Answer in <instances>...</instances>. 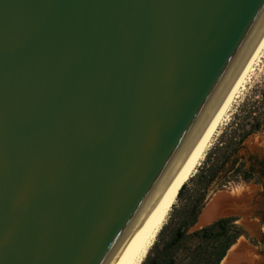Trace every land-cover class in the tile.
I'll use <instances>...</instances> for the list:
<instances>
[{"label": "water", "instance_id": "water-1", "mask_svg": "<svg viewBox=\"0 0 264 264\" xmlns=\"http://www.w3.org/2000/svg\"><path fill=\"white\" fill-rule=\"evenodd\" d=\"M263 35L264 0H0V264H122Z\"/></svg>", "mask_w": 264, "mask_h": 264}, {"label": "rangeland", "instance_id": "rangeland-1", "mask_svg": "<svg viewBox=\"0 0 264 264\" xmlns=\"http://www.w3.org/2000/svg\"><path fill=\"white\" fill-rule=\"evenodd\" d=\"M230 116L228 122L221 127L219 133L214 137L211 147L206 152L194 175L186 181L181 194L176 197L168 218L156 235L141 264H145L152 256L154 257L159 248L165 245L171 234L176 231L177 225L180 223L186 225L188 208L195 203L197 198H200L203 191L207 193L204 203L208 197L221 191L256 194L254 213L248 217L251 224L243 223V225L238 220H233L230 223L232 229L235 227L240 231L230 248L243 241L248 247L256 251L255 255H252L255 264H264V192L261 190V182L264 179H257L260 169L258 162L264 161V56ZM256 123L259 124V128L238 141ZM248 168L252 169L255 177L244 180L241 171ZM234 169H238L240 172L235 173L233 172ZM214 171L213 180L204 189L206 176L213 175ZM201 208L195 222L192 225H187V233L183 243L185 251H174L172 264H187L191 256H194V250L200 241L193 236V233L202 228L197 227Z\"/></svg>", "mask_w": 264, "mask_h": 264}, {"label": "bare ground", "instance_id": "bare-ground-1", "mask_svg": "<svg viewBox=\"0 0 264 264\" xmlns=\"http://www.w3.org/2000/svg\"><path fill=\"white\" fill-rule=\"evenodd\" d=\"M263 56L264 35L254 50L245 68L243 69L225 103L217 114L211 127L204 136L197 152L191 159L183 174L168 190L162 201L159 203L151 219L144 227L137 240L134 242L122 264H141L147 252L151 248L156 235L164 225L166 218H168L167 216H169L168 214H170L169 212L173 208L172 206H174L173 204L180 188L192 175H194L197 167L200 165V162L205 157L206 152L211 147L214 137L219 133L221 127L226 122H228L234 106L243 95L246 85L251 81L252 76L257 70V67H259ZM231 194L238 195L240 193L233 192ZM228 199L229 198H226L221 194L215 195L201 210L198 216L199 226L197 222V227H201V225L204 226V224H208L213 218L219 216V214L222 213L220 208L230 201ZM219 264H255V260L253 259L252 255L248 253L246 247L241 242H239L236 244V246L233 245L232 248L226 252Z\"/></svg>", "mask_w": 264, "mask_h": 264}, {"label": "trees", "instance_id": "trees-1", "mask_svg": "<svg viewBox=\"0 0 264 264\" xmlns=\"http://www.w3.org/2000/svg\"><path fill=\"white\" fill-rule=\"evenodd\" d=\"M259 124H255L250 131H247L242 135L238 141H241L246 135L251 133L253 130H257ZM226 159V157H225ZM224 159V160H225ZM222 163L220 164V166ZM261 169L258 171L257 179H264V164L261 165ZM217 171V170H216ZM233 172H240L238 169H234ZM213 175L206 176L205 186L213 180ZM254 172L251 168L241 171V176L244 180H247L249 177H255ZM184 186V185H183ZM183 186L180 188L177 197L181 194ZM264 189V188H263ZM204 191L201 194L200 198H197L195 203L190 205L187 211L188 220L186 225H192L195 222L196 216L203 205L204 201ZM233 218H224L216 220L215 222L201 228L197 232L193 233V236L199 239L200 243L196 246L194 250V256H191L187 264H218L219 261L224 256L225 252L234 244L235 240L239 236V229L230 226V223L233 221Z\"/></svg>", "mask_w": 264, "mask_h": 264}, {"label": "flooded vegetation", "instance_id": "flooded-vegetation-1", "mask_svg": "<svg viewBox=\"0 0 264 264\" xmlns=\"http://www.w3.org/2000/svg\"><path fill=\"white\" fill-rule=\"evenodd\" d=\"M259 164L263 165L264 161L258 162ZM262 167H260L261 169ZM261 190L264 192V181L261 182ZM207 193L204 194V199L206 197ZM235 220V219H234ZM188 226L180 223L176 227V231L171 234V236L168 238L165 245H163L161 248H159V251L155 253L154 257L152 256L151 259H149L145 264H172V255L174 251H185L184 249V240L186 235V230Z\"/></svg>", "mask_w": 264, "mask_h": 264}]
</instances>
